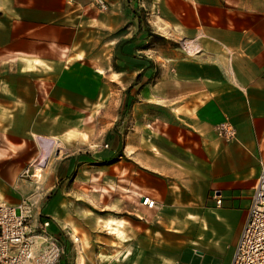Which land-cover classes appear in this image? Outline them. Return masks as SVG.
I'll return each instance as SVG.
<instances>
[{"label":"crops","instance_id":"1","mask_svg":"<svg viewBox=\"0 0 264 264\" xmlns=\"http://www.w3.org/2000/svg\"><path fill=\"white\" fill-rule=\"evenodd\" d=\"M104 2L0 0V202L51 221L55 264H230L264 155V0ZM113 74L107 148L64 156L79 129L59 117L101 112ZM113 158L117 204L74 197L115 196L104 183L64 185Z\"/></svg>","mask_w":264,"mask_h":264},{"label":"built area","instance_id":"2","mask_svg":"<svg viewBox=\"0 0 264 264\" xmlns=\"http://www.w3.org/2000/svg\"><path fill=\"white\" fill-rule=\"evenodd\" d=\"M97 3L106 8L103 0ZM217 133L234 136L235 130L224 123ZM28 172L25 168L22 174ZM141 198L142 204L153 206L149 196ZM34 221L29 200L0 202V264H55L59 260L63 247L48 231L51 221L43 217ZM230 264H264V155L259 157V173Z\"/></svg>","mask_w":264,"mask_h":264},{"label":"rangeland","instance_id":"3","mask_svg":"<svg viewBox=\"0 0 264 264\" xmlns=\"http://www.w3.org/2000/svg\"><path fill=\"white\" fill-rule=\"evenodd\" d=\"M104 1V0H103ZM97 2V0H96ZM98 4V3H97ZM106 4V3H105ZM99 5V4H98ZM107 6V5H106ZM99 7L102 8L100 5ZM112 67L117 68L118 64L115 63L112 60ZM114 78L109 82V87L107 88V92H105V98L103 99V96H101L100 100L97 101L100 102V104L96 103V109L101 112H96L94 115H61L60 119H68V118H75L78 122V129L74 130V132L70 133L68 136H66V139L62 142H60L59 146L65 145V148L62 149V154L67 155L75 151H79L80 153H84L86 150H90V152H95L96 154L102 150L107 148L108 146V132L112 130V124L115 122V118L119 110V101H120V94L122 91V87L124 86V82L121 81V79L117 78L114 74L112 75ZM71 140V142H70ZM107 159V158H105ZM101 159V163L98 166L96 163V166L92 168H86L84 166L83 168H79V165L73 172H70L68 175V180L64 183V185L69 189V187L72 186V182L75 179V186L87 187L88 185H94L96 182L104 183L103 187L106 188H112L115 190L116 194L113 196L111 193L110 195L106 194L104 197L102 194L103 191L96 192L95 189L91 188L92 193L89 195L82 194V195H74L81 203H83L85 206H98V204L105 203H114L117 204V190H120L121 193L125 192V189H123V186H126V180L125 176L123 175L121 179L118 178L117 174L119 173V162L118 160L124 159H118L113 158L109 159L108 163H106L104 160ZM106 163V164H103ZM104 165L106 166L104 168ZM87 169H92L93 173H88ZM105 170V171H104ZM107 171V172H106ZM110 171L111 174H116V176H113V179L104 181L103 175L104 172L108 173ZM39 172L37 171L33 178H38ZM112 176V175H111ZM89 182V183H88ZM94 183V184H93ZM122 186L121 188L119 186ZM95 186V185H94ZM65 187V188H66ZM91 187V186H90ZM98 189V188H97ZM111 189V190H112ZM86 192V189H83ZM112 190V191H114ZM48 201V200H47ZM58 205V204H57ZM98 208V207H95ZM99 213V212H98ZM74 235L78 238L77 241H74L71 234L68 232V237L70 240L74 243L76 252L84 253L83 246H86L82 242H80L79 234L76 232ZM62 254V253H61Z\"/></svg>","mask_w":264,"mask_h":264},{"label":"bare ground","instance_id":"4","mask_svg":"<svg viewBox=\"0 0 264 264\" xmlns=\"http://www.w3.org/2000/svg\"><path fill=\"white\" fill-rule=\"evenodd\" d=\"M73 240H74V241H77V240H78V238H77V237H74V238H73Z\"/></svg>","mask_w":264,"mask_h":264}]
</instances>
